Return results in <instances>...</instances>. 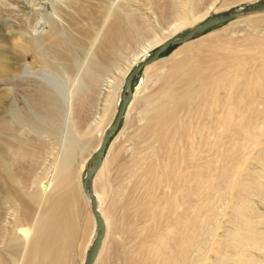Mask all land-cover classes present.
Masks as SVG:
<instances>
[{"label": "bare ground", "instance_id": "bare-ground-1", "mask_svg": "<svg viewBox=\"0 0 264 264\" xmlns=\"http://www.w3.org/2000/svg\"><path fill=\"white\" fill-rule=\"evenodd\" d=\"M152 1L154 5H161L158 12L161 18L177 15L179 23L173 25L167 36L153 40L151 48L177 37L176 31L205 17L204 14L191 15L194 0ZM175 1L180 6L177 7ZM62 2L66 8L58 11L67 23V30L51 21L45 36H32L25 45L40 64L41 71L37 75L41 81L28 89L21 87L25 92L20 91L19 96L0 95V208L10 202L17 213L16 220L12 218L14 226L0 229L3 244L0 264H76L75 258H79L77 264H83L95 236L90 201L82 191L84 177L75 184V166L77 160H81L85 173L86 163L112 123L100 130L96 145L84 156L92 142L91 133L99 123L93 110L95 87L114 66L121 46L132 40V17L122 10L105 9L93 0ZM103 18L109 20L100 33L102 26L98 32L96 28ZM255 36L247 37L243 51L229 47V43L222 40L209 41L203 52L197 48L200 53L195 56L200 54L199 68L191 67L183 73L179 65L162 73L165 83L175 76L182 81V92L164 86L157 96L144 97L141 113L146 122L141 130L143 136L154 139L157 154L142 176L145 207L139 212L146 224L143 223L138 232L140 235L136 228H126L129 235L136 234L140 239L137 238L139 243L134 251L125 253V264H257L253 256L244 254L247 248L264 249V213L252 202L254 198L264 202V149L254 157L248 151L251 146L264 145V37ZM97 39L95 53L85 65L87 55L84 57L83 44ZM187 43L189 41L181 45ZM10 57L0 48L2 85L15 79L8 76L10 71L6 69ZM138 59H134L124 74L122 84ZM155 63L142 71H149ZM24 70L22 74L27 73L26 68ZM131 93L123 118L137 95L132 88ZM181 112L188 115L182 116ZM105 113L103 110L98 117L102 119ZM70 117L76 125L77 138L67 131ZM45 138H51L53 147L58 148L49 166L50 189L41 179L38 182L40 176L35 174L38 161L50 144H46ZM107 147L108 144L90 187L96 210L105 225L94 264L102 260L111 228L94 187L107 166ZM251 159L256 161L255 167L250 165ZM146 161L144 155H138L127 169L128 174L135 176V170L141 169ZM27 184L28 187L29 184L38 186L34 192L22 195L20 192ZM159 188L164 192L156 196L154 192ZM29 197L38 202L30 217L26 214L24 200ZM219 200L226 201L232 226L220 243L217 240L218 211H215ZM132 205L125 200L122 206L128 210ZM12 214L15 215L14 211Z\"/></svg>", "mask_w": 264, "mask_h": 264}, {"label": "rangeland", "instance_id": "rangeland-1", "mask_svg": "<svg viewBox=\"0 0 264 264\" xmlns=\"http://www.w3.org/2000/svg\"><path fill=\"white\" fill-rule=\"evenodd\" d=\"M62 1L63 0H0V48L9 57L11 56V61H9V63H6L7 65H5L6 69L8 68V71H10L8 76L15 77L14 81L12 82H8L5 85L0 84L1 96L6 94H9V96H19L22 92H25V90H23L22 88L28 89L36 81H41L37 75V73L41 71L40 64L38 63L34 52H32L31 49L26 48L25 45L27 44L29 39L32 38V36H45L49 31L48 29L50 28L49 26L51 24V21L55 24L57 23L56 25L59 28L67 30V23L60 16L58 11V9L65 10L66 8L64 7ZM176 1L180 3L179 0ZM93 2L95 4L99 3L96 5L103 6L105 9H110L113 12L122 10L125 13H128L129 16L131 15L130 17H132V19L130 20V24H132V28H130L131 30H133V41L130 40L129 42L124 43L121 46L122 48H120L119 50V55L115 60L114 66L105 72L104 76L101 77L99 83L97 84L98 87H95L96 100L94 101L95 103H93V105L95 104V106H93V110L96 112V119L99 123L91 133L92 142L90 143V148H88L84 153V156L89 155L93 147L96 145L100 130L109 122L111 123L114 119L120 104L123 76L127 72V70L130 69L129 67L134 62V59L139 58L137 60L139 64L141 61L151 56L156 47L151 48L150 44L159 38L167 36L168 33L173 30L174 26L178 25L179 23L178 20L176 21L178 17L177 15L175 16L173 14H168V16L161 18L158 13L161 10V5L159 6V4H156V8V5L152 4V0H93ZM178 2H176L175 4L177 5V7L180 6ZM194 2L192 3V5L195 4L192 7V11L194 12L191 11V15H205V17L201 21L196 23L198 25L209 17L227 13L228 11L236 8L239 5L247 6L256 2L264 3V0H194ZM108 20L109 19H107L106 21L104 18L103 20H100L101 22H99L96 28L97 32L102 26L100 29V33H103L106 25L108 24ZM131 21L134 22L132 23ZM196 24L192 26L186 25L180 30L176 31L174 35L177 36L186 31H189L193 27H195ZM249 36H255L257 38L264 37V14L236 16L229 22L208 29L202 35L194 37L189 41V43L185 45L170 46L159 55L155 65H153L149 71L145 72L143 70L133 78L131 88L133 94L137 93L136 98L129 109H127L126 114L118 129L109 140L108 147L105 153V156L107 155V166L104 173L97 180L94 186L100 195L101 208L105 211V213H107L106 215L111 221L109 236L105 241L106 249L103 253L102 260L99 261L98 264H104V262L105 264H125L124 258L127 254V251L128 253L130 252V250L134 251V248L137 246V243H139L140 239V236H138L140 235V233L138 234V232L142 229L143 225L146 224V222L144 223V219L139 212L145 207V200L143 199L145 181L142 179V176L146 168L149 166V162H152L154 156L157 154V149L154 139L147 138L145 137L146 135L143 136L141 130L146 122V117L141 113L142 101L144 100V97L153 96V94H156L155 96H157L164 88H167L169 86H172L177 92H182V81H178L179 79L175 76V78L173 77L169 83H165L164 79L161 77L162 73L174 68V66L178 67L179 65L181 66L183 73H185L191 67L199 68L201 66L198 57L200 56V54L198 56L195 55L200 53H197L198 50L201 49L200 51L203 52L204 49H207L206 45L209 41L222 40L224 42H228L229 47L235 48L239 51H243V42ZM98 41L99 39L93 42H84L86 43L83 44L85 46L84 57L87 55V61L85 62V65L88 63V60L91 58L93 53H95L94 51L98 46ZM237 45H240V47L238 48ZM128 46L130 47L128 48ZM145 51L146 53H143ZM24 67L27 70L26 74H22L25 71ZM29 73L35 76H30L31 74ZM14 85L17 88L13 87ZM104 103L107 104L105 105ZM103 110L106 111V113L104 117L100 119L98 115H100ZM181 113L182 116L185 117L188 115L183 114V112ZM73 121L74 120H72L71 117L68 119L69 127L67 128L68 130H66L70 131L77 138L78 132L76 131V125ZM26 133L27 131L25 132V134ZM52 141L53 140L51 138H45L46 144L48 145L47 142L50 143L45 151L47 154L44 152L45 154H43L46 157L42 155L40 157L41 159H39L41 163L38 161L40 165L38 164V166H36V169L39 171L37 172V170L35 169L36 176H40L39 179H36H38V182L41 179V182L45 186L49 184L47 185L48 189H50L51 185V183H48L50 182L49 175L52 163L51 161L54 160L58 150L55 145V147H53ZM50 147L55 149H53V151L52 149L49 150ZM262 149H264V145L251 146L248 151L250 152L251 157H254L255 153ZM140 154L144 155L145 161H147L143 163L141 169L135 170V176H131L130 173L128 174L127 169L131 167V163L133 162V160H135V158ZM80 161L81 160H77L75 166V184L79 182L85 174L81 169ZM249 162L253 167L257 165L256 161L253 159L249 160ZM38 185H34V187L33 185L31 186L29 184L28 187L27 184V186H24L25 188H22L24 189L22 190L23 193H20L22 195H28L34 192L37 189ZM104 185L105 189L102 188ZM27 187L28 191L26 190ZM159 189L154 192L156 196H160V194H163L164 192L163 188H161L160 190ZM165 193L168 192H166L165 190ZM24 200H26V202ZM24 200L23 201L25 202L26 210H28L26 214L27 216L29 215L28 217H30L35 213L36 205L38 206L37 199L34 200L33 197H29L26 199L24 198ZM125 200H129L133 204L128 210H124L122 206ZM115 201L118 205H115ZM219 201L220 204H218V202H216V204L218 205L215 204V211H218V214H216V220L218 221L217 223H219L220 228L218 226L219 229L217 230V240L220 243L222 242V239H226V234H228V231L229 229L231 230L230 227L232 226L230 223V209L225 208V206L228 207L226 201ZM252 202L260 212L264 213V202H261L256 198H254ZM11 205L15 208L13 203L10 202L6 203L5 205L3 204V206H1L0 208V221H3L2 223H0V229H2L4 226L5 228H7V226L11 224L12 226H14L15 222L13 220H16L17 213L16 209L12 210L13 207ZM81 208H84L83 202H81ZM86 209H84L83 211H85ZM13 211L15 214L14 216L12 214ZM86 211L85 216L86 219L89 220L88 215H86ZM88 226L89 223L87 227ZM128 226H132L136 228V230H138V237H135L136 234L135 236H132L127 233L126 228ZM9 228H11V226H9ZM262 229L264 230V228ZM223 231L225 232V234H223ZM1 247H3V244L0 243V248ZM114 250L116 251V256H114L113 254L115 253ZM219 252H221L220 246ZM244 254L253 256L255 263L264 264V249L261 251H256L252 248H247ZM78 260L79 258H75L76 264L77 262H79Z\"/></svg>", "mask_w": 264, "mask_h": 264}, {"label": "water", "instance_id": "water-1", "mask_svg": "<svg viewBox=\"0 0 264 264\" xmlns=\"http://www.w3.org/2000/svg\"><path fill=\"white\" fill-rule=\"evenodd\" d=\"M254 14H264V3L257 2L251 4L250 6H244L242 9H232L227 13L209 17L205 19L203 22H201L199 25L193 27L191 30L186 31L175 38H171L168 39L167 41H164L161 45H159L155 49V51L151 56L141 61L139 64L135 65V67L127 74V76L124 79V83L121 91L120 104L117 109L116 115L111 125L104 131L98 148L95 150V152L92 154L91 158L85 165V175L81 184H82L83 194L90 201L91 214L95 221V236L89 250L87 251L83 264H94L95 259L99 253L102 240L104 238L105 225L101 216L98 214L96 210V206H97L96 200L93 196L90 187L93 178L95 177V175L97 174V172L99 171L102 165L106 146L109 143L111 136L118 129L123 119V115L126 110V107L132 98L131 83L133 78L138 73H140L142 69H144L146 66L156 62L159 55L163 51H165L168 47L184 44L192 40L194 37H198L202 35L205 31H207L212 27L231 21L236 16H248Z\"/></svg>", "mask_w": 264, "mask_h": 264}]
</instances>
